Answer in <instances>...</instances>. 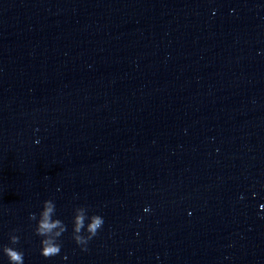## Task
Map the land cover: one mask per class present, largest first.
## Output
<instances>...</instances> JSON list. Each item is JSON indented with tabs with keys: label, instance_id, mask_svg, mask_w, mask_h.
<instances>
[{
	"label": "clouds",
	"instance_id": "9594fccd",
	"mask_svg": "<svg viewBox=\"0 0 264 264\" xmlns=\"http://www.w3.org/2000/svg\"><path fill=\"white\" fill-rule=\"evenodd\" d=\"M29 220L35 221L34 233L40 237V255L50 259L61 253L60 238L67 231V225L56 216V205L52 199L43 201L39 215L29 214ZM87 221V223H86ZM104 224L100 215H88V209L80 206L74 209L72 219V238L81 247L82 251L87 250V244L99 232ZM9 234V244L0 246V252L8 259V264H24V253L14 247L20 242V236ZM86 233V234H84Z\"/></svg>",
	"mask_w": 264,
	"mask_h": 264
}]
</instances>
